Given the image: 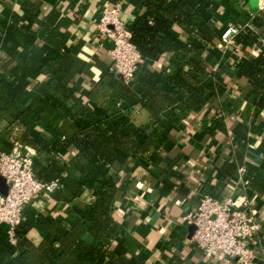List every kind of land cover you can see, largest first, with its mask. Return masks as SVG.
Wrapping results in <instances>:
<instances>
[{
	"label": "crops",
	"instance_id": "obj_1",
	"mask_svg": "<svg viewBox=\"0 0 264 264\" xmlns=\"http://www.w3.org/2000/svg\"><path fill=\"white\" fill-rule=\"evenodd\" d=\"M137 1L118 2L121 19L130 30L144 11ZM208 2L201 20L195 21V25L204 23L215 38L206 49L194 51L190 61L207 72L219 74L220 80L209 77L205 81L208 98L200 111L190 105L182 109L172 106L160 112L156 122L157 130L166 141L167 153L162 165L170 167L178 158L177 166L165 179L148 161L134 162L128 155L117 152L118 163L114 170L120 171L121 177L132 184L115 204L122 235L115 240L113 250L128 255L131 264H213L194 247L189 226L182 221L195 210L200 197L206 193L219 200L232 196L237 205L247 201L248 212L262 225L252 243L255 264H264V106L255 103L262 91L253 89L244 77H237L246 63L263 56L264 16L257 14V0ZM104 7L113 6L105 0H0V22L5 28L2 50L16 49L23 59L22 64H12L18 72L12 85L18 93L20 108L40 99L42 87L35 80L34 67H47L64 45L80 62L71 85L79 87L78 96L83 103L107 112L113 123L126 120L125 132L154 121L141 107L140 102L146 101L148 96L135 78L126 86L121 82L126 87L124 99L116 98L113 102L110 98L115 84L120 81L111 72V45L97 33ZM227 27L242 32L230 45L224 46L220 34ZM188 40L174 26L168 36L161 38L170 50L143 64L167 91V82L180 73L173 53ZM147 84L151 85L150 81ZM190 99L196 101L197 96L192 95ZM214 122H220L221 126L210 130ZM86 126L84 120L79 124L81 129ZM44 128L39 124L35 129L43 143L40 149L49 152L40 154L41 158L66 167L69 173H76L68 164L76 153L64 140L71 135L73 122L70 119L61 122L57 135L50 138ZM61 144L63 146L58 147ZM6 146L3 144L2 149L6 150ZM36 156L34 151L33 158ZM225 162L236 169L243 167L242 179L238 176L223 179ZM86 170L90 171L91 166ZM78 181L83 182L79 175ZM91 196L92 190L87 188L83 197L74 201H70L66 193L60 200L52 194L39 197L24 211L22 228L26 230V237L34 245L47 237L46 233L26 229L28 208L56 221L58 229L64 231L88 219ZM0 233L5 239L2 228ZM83 264L110 262L102 256Z\"/></svg>",
	"mask_w": 264,
	"mask_h": 264
},
{
	"label": "trees",
	"instance_id": "obj_2",
	"mask_svg": "<svg viewBox=\"0 0 264 264\" xmlns=\"http://www.w3.org/2000/svg\"><path fill=\"white\" fill-rule=\"evenodd\" d=\"M105 1L115 6L120 0ZM136 3L144 11L131 29V42L137 48L143 64L170 50L161 38L168 36L174 26L189 40L173 53V61L180 73L176 79L167 82L168 91L144 65L136 71L134 78L148 96L146 101L140 102L141 107L154 121L130 132H125L126 120L113 123L110 114L83 103L78 96L79 87L71 85L80 62L64 45L60 46L57 56L47 67H34L35 80L42 87L40 99L20 108L18 93L12 85L18 72L12 64H22L23 59L16 49L2 50L5 28L0 22V149L6 144L5 149L9 150L15 142L33 149L37 153L32 160L33 175L43 183L57 182L58 189L52 194L55 199L60 200L66 193L70 201L79 200L87 188L92 190L88 219L64 231L58 229L56 221L28 208L25 214L26 229L38 234L46 233L47 237L39 245H34L22 228L16 246L10 247L0 236V264H83L102 256L110 264H131L128 255L117 254L113 250L115 240L122 235L115 204L132 184L121 177L120 171L114 170L118 163L117 152L128 155L134 162L139 159L148 161L163 178L168 179L169 171L177 166L179 159L170 167L162 165L167 151L166 141L156 128L159 113L172 106L182 109L187 105L200 111L208 98L205 81L209 77L220 80L219 74L207 72L190 61L194 51L206 49L215 38L204 23L195 25V21L201 20L208 0H138ZM263 67L264 57L261 56L246 63L237 74V77L247 79L253 89L262 91L255 102L260 107L264 106ZM125 88L121 82L115 84L113 96L110 97L113 102H116V98L124 99ZM192 95L197 96L196 101L190 99ZM66 119L73 122V129L64 140L76 153L68 164L83 178L82 183L78 181L76 173H69L66 167H59L54 161L40 156L49 152L40 149L43 143L35 131L36 127L43 124L45 134L50 138L57 135L60 123ZM83 120L87 126L81 129L79 124ZM220 126V122H214L210 130ZM87 166H91L90 171L86 170ZM223 172V179L237 177V169L227 162L223 165ZM163 182L168 185L166 180Z\"/></svg>",
	"mask_w": 264,
	"mask_h": 264
},
{
	"label": "built area",
	"instance_id": "obj_3",
	"mask_svg": "<svg viewBox=\"0 0 264 264\" xmlns=\"http://www.w3.org/2000/svg\"><path fill=\"white\" fill-rule=\"evenodd\" d=\"M257 14L264 16V0H257ZM234 27L220 34L224 46L241 34ZM99 38L107 40L111 48V72L125 86L134 78L143 60L131 42V30L121 19V6L104 7L97 23ZM264 57V49H263ZM34 150L15 142L9 150L0 149V179L6 185V195L0 194V228L6 243L15 247L24 222V211L39 197L51 195L58 189L57 182L43 183L33 175ZM245 174L237 168L239 179ZM193 226L191 241L203 257L213 264H255L256 253L252 246L262 225L248 212V203L237 205L232 196L223 200L203 194L193 212L182 219Z\"/></svg>",
	"mask_w": 264,
	"mask_h": 264
},
{
	"label": "water",
	"instance_id": "obj_4",
	"mask_svg": "<svg viewBox=\"0 0 264 264\" xmlns=\"http://www.w3.org/2000/svg\"><path fill=\"white\" fill-rule=\"evenodd\" d=\"M0 194L1 195H6V185L3 179H0ZM194 231V227L193 226H189L188 228V233H189V237L192 236Z\"/></svg>",
	"mask_w": 264,
	"mask_h": 264
}]
</instances>
